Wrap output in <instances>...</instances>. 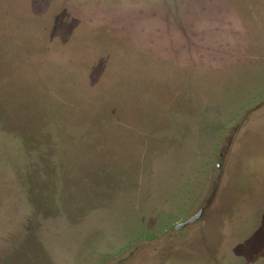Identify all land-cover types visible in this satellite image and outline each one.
Segmentation results:
<instances>
[{
  "label": "water",
  "instance_id": "95a60500",
  "mask_svg": "<svg viewBox=\"0 0 264 264\" xmlns=\"http://www.w3.org/2000/svg\"><path fill=\"white\" fill-rule=\"evenodd\" d=\"M10 1L0 0V102L10 99V107L0 105V122H5L0 124V264H53L45 245L44 225L56 219L74 222L84 218L134 178L143 163V155L139 154L147 144V130L169 126L173 120L170 111L176 106L181 108V99L174 94L180 88L179 80L184 74L208 76L212 72L208 66L212 62L210 48L217 40L228 37L225 23L229 13L224 2L218 8L223 0H216L206 14L199 11L191 15L184 21L186 28L196 32L195 38L200 40L197 46L185 48L184 39L173 25L167 24V31L171 33L155 31L161 20L150 17V12L157 8L153 1L70 0L72 21L62 20L52 35L48 27L53 0H12L13 6ZM4 9H9V14ZM121 18L130 19L134 24H124ZM49 37L52 38L49 51L29 56L32 47L48 44ZM194 62L198 69L193 73ZM153 74L162 80L155 79ZM36 79L48 91L41 89ZM141 80L149 83L152 95L162 105H154L147 119H144L148 113L146 100L137 103L138 111L128 110L129 121L123 125L126 130H119L128 142H120V155L112 159L113 164L126 166L123 172L126 178L110 192L96 185L109 177L103 173L99 182L89 175L88 179L94 181L91 185L83 182V173L74 179L66 176L62 187L53 162L58 143L49 111L56 123L61 122L58 127L66 138L68 130L81 128L87 120L97 121V114L102 110L100 95L113 100L120 93L130 106L135 104ZM168 85H171L170 93ZM112 87L117 89L116 93ZM143 120L145 124L141 123ZM18 126L31 132L25 143L17 135ZM133 132L144 134V138L134 139ZM43 137L45 143H41ZM253 139V148H256L262 141L260 137ZM110 143L117 144L115 140ZM66 144L63 146L71 155L66 168L70 169L76 155L71 154L74 145L67 149ZM92 147L94 161L105 162L102 154ZM28 150L31 155L27 154ZM80 154L85 157L84 153ZM246 155L243 148L236 158H246ZM247 167L250 170L248 164L241 165L238 177H230L228 181L235 193L234 185L238 180L241 184L235 200L250 192ZM259 173H263L264 181V169ZM259 193L255 188L252 196L259 197ZM241 204L243 221H246L250 210L248 196ZM202 212L203 207H199L174 228L196 222ZM165 264L174 263L168 260ZM187 264L199 263L189 257Z\"/></svg>",
  "mask_w": 264,
  "mask_h": 264
},
{
  "label": "rangeland",
  "instance_id": "374dc122",
  "mask_svg": "<svg viewBox=\"0 0 264 264\" xmlns=\"http://www.w3.org/2000/svg\"><path fill=\"white\" fill-rule=\"evenodd\" d=\"M223 2L228 37L210 48L212 72L183 78L181 108L153 129L128 184L82 219L44 225L53 264H264V0ZM247 164L250 192L235 200L241 184L235 193L228 181ZM199 207L196 222L174 228Z\"/></svg>",
  "mask_w": 264,
  "mask_h": 264
},
{
  "label": "trees",
  "instance_id": "16d2710c",
  "mask_svg": "<svg viewBox=\"0 0 264 264\" xmlns=\"http://www.w3.org/2000/svg\"><path fill=\"white\" fill-rule=\"evenodd\" d=\"M147 1H153L155 2L154 6L157 8H154L155 10L150 12V17L157 16L158 19L161 20V24L155 27V31L159 33H171L168 29L167 24L173 25L179 33L181 34L182 38L184 39L183 47L189 46H197V41L200 39H196V32H192L190 29L188 30L185 25V20L189 19L191 15H196L197 12L201 11V13H207L208 9L210 8V4L214 3L216 0H147ZM227 1V0H223ZM37 2V1H35ZM222 4V3H221ZM14 2L10 1V6H13ZM70 0H53L50 4L51 8V14L49 17V30L50 35L53 34V32L56 30L57 27H59L62 24V20H64L67 23H70L72 21L73 17V11L69 7ZM3 12L5 14H9V9H4ZM140 13H144L143 9L139 10ZM21 16V15H20ZM38 17L41 15L38 14ZM88 21H90L89 18H87ZM121 20L124 22V24H128L129 26H132L134 22L130 19H124L121 18ZM113 31L115 28L112 29ZM93 32L96 31L95 28L92 29ZM74 38V37H73ZM52 41V38L49 37L48 44L44 46H34L32 47L31 51L29 52V56L34 55L38 52H47L50 50V43ZM118 53V52H116ZM28 56V57H29ZM45 61V57L42 59V61ZM146 64V62L144 63ZM198 65V64H197ZM145 67H142L141 69H144ZM116 73H118L116 71ZM188 75L184 74L183 78H188ZM155 79L162 80V77L158 74H153ZM183 78L181 80H183ZM140 80V79H139ZM179 80V82H181ZM39 87L43 89L44 91H48L47 87H44V85L41 83L39 79H36ZM171 85H168L167 89L170 93L169 87ZM116 93V88L112 87L111 89ZM124 98V99H123ZM159 98L154 95H152V88L150 87L149 83L147 81H142L138 83L137 92H136V103L130 106L128 102L126 101V97L123 96L120 93L116 94V96L113 98V100H108L105 96L100 95L99 101L102 106V110L98 112L97 114V121H85L82 123L81 128H74L71 130H68V136L65 138V133L61 134L58 125L61 123H56L53 119V115L51 111H49L50 116L52 117V124L55 129V136L58 143V150L57 154L55 156V159L53 162L56 164V171L61 178V186L63 187V180L64 177H68L69 179H74L75 177L79 176V173H83L84 176L82 177L83 182L87 185H91L93 180H97L99 182V176L101 178V175H109V177L105 180L102 179V181L99 184H96L97 186H102V188H105L108 192L113 191L114 189L118 188V184L120 181H123L126 177L124 175V169L126 168L125 165L120 164H113L112 159L115 158V156L118 154L120 155V142L126 143L128 140L123 138L119 134V130L124 129L125 123L129 121V112L131 111H138L137 103L141 102L143 100L148 101V104L146 106L145 111L148 112L145 114L144 119L148 118L149 111L152 110L154 105L157 107L161 106V102L157 101ZM160 100V99H159ZM155 101V103H154ZM0 105L3 108L10 107V99H6L4 102H0ZM142 124H145V120L141 122ZM1 125H5V122L2 120L0 122ZM17 135L20 137V139L25 143L28 139H30L31 132H26L21 129V127L16 128ZM133 138L136 140H141L144 138V134L135 133L133 132ZM146 134L147 136V144L154 143L156 140V137L153 134V129H148ZM162 139V137H161ZM115 140L117 144L115 146H112L110 142ZM46 139L43 137L41 140V143H45ZM67 142L65 146H67V149L69 146H72V153L73 155H76V160L73 162V165L70 169L66 168L67 163L69 162V158L71 155H69V152L65 149L63 146V143ZM69 142V143H68ZM94 146L97 150V152L101 153L102 156L105 158V162H96L94 161V154L92 152V149ZM80 153H84L85 157L82 158L79 155ZM28 155H31V152L28 150ZM143 155V154H139ZM85 159V160H84ZM100 174V175H99ZM91 176L88 179V176ZM102 175V176H103ZM94 183V181H93ZM100 189L97 187L96 191L97 193Z\"/></svg>",
  "mask_w": 264,
  "mask_h": 264
},
{
  "label": "flooded vegetation",
  "instance_id": "af4514ba",
  "mask_svg": "<svg viewBox=\"0 0 264 264\" xmlns=\"http://www.w3.org/2000/svg\"><path fill=\"white\" fill-rule=\"evenodd\" d=\"M218 165V164H217Z\"/></svg>",
  "mask_w": 264,
  "mask_h": 264
}]
</instances>
